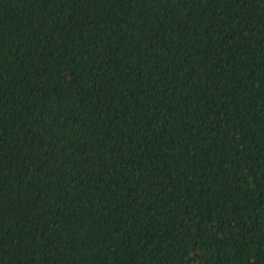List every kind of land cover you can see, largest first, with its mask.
Returning a JSON list of instances; mask_svg holds the SVG:
<instances>
[{
    "label": "trees",
    "instance_id": "obj_1",
    "mask_svg": "<svg viewBox=\"0 0 264 264\" xmlns=\"http://www.w3.org/2000/svg\"><path fill=\"white\" fill-rule=\"evenodd\" d=\"M0 264H264V0H0Z\"/></svg>",
    "mask_w": 264,
    "mask_h": 264
}]
</instances>
